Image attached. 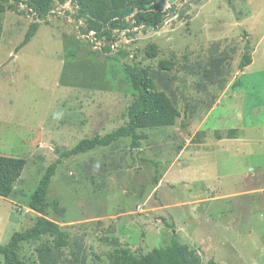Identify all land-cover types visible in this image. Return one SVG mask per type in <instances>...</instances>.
Listing matches in <instances>:
<instances>
[{
    "label": "rangeland",
    "instance_id": "374dc122",
    "mask_svg": "<svg viewBox=\"0 0 264 264\" xmlns=\"http://www.w3.org/2000/svg\"><path fill=\"white\" fill-rule=\"evenodd\" d=\"M4 4L0 155L26 166L0 196V245L42 216L30 200L60 151L128 122L138 90L126 67L134 66L148 68L179 109L176 124L138 130L137 148L125 137L62 159L49 189L60 210L47 218L70 244L46 236L23 243L20 258L108 264L117 250L142 257L177 240L202 264H264V0H165L154 26L133 5L114 41L107 27L89 30L75 0H54L43 19L28 0ZM34 22L35 36L18 50ZM247 44L254 61L242 68Z\"/></svg>",
    "mask_w": 264,
    "mask_h": 264
},
{
    "label": "trees",
    "instance_id": "16d2710c",
    "mask_svg": "<svg viewBox=\"0 0 264 264\" xmlns=\"http://www.w3.org/2000/svg\"><path fill=\"white\" fill-rule=\"evenodd\" d=\"M54 0H28L29 6L39 19H43L52 11ZM66 0H61L64 3ZM79 6V16L89 22V30L100 32L107 27L104 34L109 40L114 41V30H127L129 24L123 19L130 6H137L145 13L152 16L148 19V25L154 26L162 19V10L157 0H75ZM147 4H151L147 8ZM5 11L4 0H0V14ZM149 12V14H147ZM146 21V20H145ZM39 23L30 25L20 48L27 45L35 36ZM250 47L246 45V53L241 60V67L249 66L253 59L249 54ZM126 72L131 77L132 83L138 90V96L129 109L128 122L104 135H96L92 138L80 140L71 149L60 151L59 157L52 162L44 174L31 197L30 207L42 216L29 229L16 231L8 243L0 245V254L4 256V264H31L25 262L19 256V250L23 243L36 244L44 237H53L57 247L70 244L69 232L63 230L54 220L47 218L49 210L55 213L60 210V200L49 196V189L59 164L64 158L86 153L98 147L109 146L121 138L131 137L132 147L140 146L143 136L138 133L140 129L173 126L181 113L170 97L159 90L154 77L148 68L127 66ZM26 166V161L19 157L0 155V196L9 197L15 185L21 179ZM166 226H170L166 223ZM108 264H202L201 256L187 244L177 240L167 248H155L151 253L137 257L128 250H117L113 253ZM209 264H220L210 261Z\"/></svg>",
    "mask_w": 264,
    "mask_h": 264
},
{
    "label": "crops",
    "instance_id": "0c3cea01",
    "mask_svg": "<svg viewBox=\"0 0 264 264\" xmlns=\"http://www.w3.org/2000/svg\"><path fill=\"white\" fill-rule=\"evenodd\" d=\"M253 61H254V60H253ZM250 65H252V63H251ZM250 65H249V66H250ZM249 66H247V67H249ZM247 67H246V68H247ZM229 150H231V152L233 153V156H237L236 153H235L236 151H235L234 149L231 148V149H229ZM195 153H204V154H208V151L195 152ZM195 153H194V154H195ZM250 169H253V167H250ZM204 176H205V175H204ZM223 176L227 177V173L224 174V175H221L220 177H223Z\"/></svg>",
    "mask_w": 264,
    "mask_h": 264
},
{
    "label": "water",
    "instance_id": "95a60500",
    "mask_svg": "<svg viewBox=\"0 0 264 264\" xmlns=\"http://www.w3.org/2000/svg\"><path fill=\"white\" fill-rule=\"evenodd\" d=\"M170 1H174V0H170ZM228 1L231 2L232 0H228ZM156 3H158L159 7L162 8L165 5V0H157ZM147 6H149V5H147ZM232 7L234 8V5H232Z\"/></svg>",
    "mask_w": 264,
    "mask_h": 264
},
{
    "label": "flooded vegetation",
    "instance_id": "af4514ba",
    "mask_svg": "<svg viewBox=\"0 0 264 264\" xmlns=\"http://www.w3.org/2000/svg\"><path fill=\"white\" fill-rule=\"evenodd\" d=\"M147 5H149V6H147ZM146 6H147V8H150L151 7V4H147Z\"/></svg>",
    "mask_w": 264,
    "mask_h": 264
}]
</instances>
